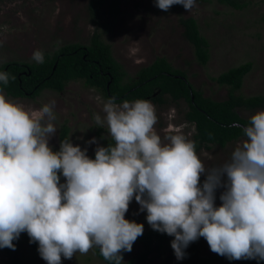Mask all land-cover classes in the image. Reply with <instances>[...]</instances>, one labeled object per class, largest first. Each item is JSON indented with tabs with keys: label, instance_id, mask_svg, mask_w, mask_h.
<instances>
[{
	"label": "clouds",
	"instance_id": "9594fccd",
	"mask_svg": "<svg viewBox=\"0 0 264 264\" xmlns=\"http://www.w3.org/2000/svg\"><path fill=\"white\" fill-rule=\"evenodd\" d=\"M195 2L154 0L163 11L175 4L188 11ZM31 58L44 62L40 49ZM10 78L0 70V85ZM54 107L50 100L32 110L0 90V248L14 250L13 241L25 232L46 264L93 247L121 264L122 253L143 233L142 223L125 217L135 199L148 225L173 237L177 260L199 237L229 260H264V110L250 116L230 158L206 168L184 134L162 143L155 107L146 99L103 102V117L93 113L92 119L106 126L113 143L90 138L86 144H97L93 157L71 140L53 150Z\"/></svg>",
	"mask_w": 264,
	"mask_h": 264
},
{
	"label": "rangeland",
	"instance_id": "374dc122",
	"mask_svg": "<svg viewBox=\"0 0 264 264\" xmlns=\"http://www.w3.org/2000/svg\"><path fill=\"white\" fill-rule=\"evenodd\" d=\"M89 0H0V66L11 60L32 62L34 49L43 54L65 43L79 42L87 44L95 30L102 33L110 44L113 56L123 65L127 73L134 77L137 71L151 63L156 57H166L174 67L186 71L195 88L205 96L216 100L226 98L227 86L213 80L219 73L246 61L252 63L250 72L244 77L239 93L250 96L264 93V0H248L243 8L218 2L217 0H196L195 5L186 10L170 6L163 11L155 6L154 0H120V14L109 19L107 25L95 24L88 12ZM180 16H193L197 19L201 33L208 39L210 58L202 65L195 58L192 45L183 36L179 23ZM4 95L26 108L38 110L50 100H55L53 124L56 132L49 138V144L55 150L59 144L62 125L69 127V140L87 148L91 157L97 144L102 145L103 137H109L106 126L96 127L93 113L103 117L102 104L107 97L101 89L86 85L83 80L70 81L63 90L43 89L39 95L13 97ZM119 104V103H117ZM157 120L155 132L166 143V137L180 132L192 139L195 131L193 124L185 119L188 108L186 101H168L155 106ZM256 110H242L241 114L250 117ZM101 134V136L99 135ZM96 137L97 144H86ZM245 137L229 142L225 146L212 145L201 149L197 155L206 168L219 166L230 158L235 146ZM204 175L201 174L200 181ZM64 178L61 177V182ZM216 191L218 205L219 194ZM139 205L133 199L125 217L143 224V232L150 226L145 220L146 213L138 211ZM26 233L19 239V257L24 264H46L25 242ZM169 239L160 249L154 251L144 263L134 264H241L240 260H229L210 250L203 237L190 242L185 249V257L177 260ZM90 248L86 253L76 252L71 259L61 258V264H106ZM141 245L136 242L121 264L136 259ZM11 258L4 248H0V264H8ZM255 264H264V260L252 259Z\"/></svg>",
	"mask_w": 264,
	"mask_h": 264
},
{
	"label": "trees",
	"instance_id": "16d2710c",
	"mask_svg": "<svg viewBox=\"0 0 264 264\" xmlns=\"http://www.w3.org/2000/svg\"><path fill=\"white\" fill-rule=\"evenodd\" d=\"M234 8H243L248 0H217ZM178 8H181L177 4ZM120 0H89L88 12L91 20L97 24L107 25L108 20L119 16ZM179 23L183 28V36L192 45L195 58L205 65L210 58L208 39L201 33L198 21L193 16H180ZM252 63L246 61L219 73L213 78L220 85L227 86L226 98L216 100L205 96L203 91L195 88L183 69L173 66L164 56L156 57L148 65L142 66L131 77L123 65L113 56L112 49L102 33L95 30L87 44L79 42L65 43L44 54V62H27L22 60L7 61L0 70L10 75L6 86L0 85V90L13 97L34 98L43 89L49 88L61 91L73 80H83L86 85L101 89L104 96L115 97V103L124 100L146 99L155 106H162L168 101L187 103L185 119L195 127L192 139L195 150L209 149L212 145L225 146L229 142L244 137L243 126L250 117L241 114L242 110H264V93L246 96L239 93L244 77L250 72ZM235 125H240L236 127ZM69 127L64 124L60 129L61 140H69ZM101 136V134H99ZM102 146L113 143L111 137H103ZM94 156V153L91 157ZM173 238L167 234L153 230L151 227L138 236L134 241L141 248L136 259H129L127 264L136 261L144 263L156 250ZM25 242L37 249L36 242L29 243L26 234ZM15 249L4 247L11 258L8 264H24L19 257V239L13 241ZM132 250V249H131ZM96 253L106 264L99 248ZM129 252L122 253V260ZM241 264H255L252 259H238ZM122 263V262H121Z\"/></svg>",
	"mask_w": 264,
	"mask_h": 264
}]
</instances>
